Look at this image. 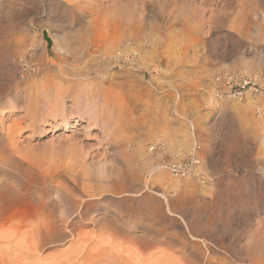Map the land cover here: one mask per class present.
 <instances>
[{"label": "rangeland", "instance_id": "374dc122", "mask_svg": "<svg viewBox=\"0 0 264 264\" xmlns=\"http://www.w3.org/2000/svg\"><path fill=\"white\" fill-rule=\"evenodd\" d=\"M128 43L136 54L110 55ZM235 73L264 84V0H0V158L13 143L31 155L0 163L16 200L0 231L43 203L56 215L32 257L43 264L85 239L145 264H264V108L218 97ZM196 147V167L173 176Z\"/></svg>", "mask_w": 264, "mask_h": 264}, {"label": "bare ground", "instance_id": "6f19581e", "mask_svg": "<svg viewBox=\"0 0 264 264\" xmlns=\"http://www.w3.org/2000/svg\"><path fill=\"white\" fill-rule=\"evenodd\" d=\"M65 1V0H64ZM68 1V0H67ZM86 1V0H85ZM88 2V1H87ZM102 3V2H101ZM247 3V2H246ZM66 4V3H65ZM81 5V4H80ZM80 5H78V7L75 9L79 10V11H83L84 9L86 10L87 7L85 8H81ZM73 6V5H72ZM85 6V5H84ZM82 6V7H84ZM87 6V5H86ZM92 7V6H91ZM101 8V7H100ZM93 10V9H92ZM88 11L89 8H88ZM87 11V12H88ZM94 13V10L92 11ZM91 12V13H92ZM96 12V11H95ZM84 13V12H83ZM90 13V12H89ZM90 13V14H91ZM239 13V12H238ZM85 14V13H84ZM83 14V15H84ZM101 14V13H100ZM91 16V15H90ZM235 19V18H234ZM233 20V19H232ZM116 21V20H115ZM235 21V20H234ZM233 21V22H234ZM235 23V22H234ZM237 24V23H236ZM239 27V26H238ZM42 35H43V39L45 40V42H47L51 47V49L53 48V38L51 39L48 36V32L47 30L42 31ZM101 44V43H100ZM106 44V43H105ZM130 44H125L123 45L121 48L117 49L110 53V55H114L117 54V52H119L120 54L125 55L124 53H129L130 52H136L137 50L131 46H129ZM57 47V46H56ZM108 47L110 48V46L108 45ZM55 48V47H54ZM58 48V47H57ZM56 50V49H55ZM53 51V49H52ZM59 52H62V50H58ZM123 52V53H122ZM133 53V54H134ZM135 53V54H136ZM126 58L128 57L127 55L125 56ZM129 58V57H128ZM46 87V86H45ZM92 87V86H91ZM63 89V88H62ZM93 89V88H92ZM97 89V87H96ZM61 90V89H60ZM62 91V90H61ZM64 92V91H62ZM91 92L90 89H88V85L83 87V91L81 92V97H88V94ZM54 93V90L53 92ZM77 93V92H75ZM58 94V92H57ZM62 95V93H59ZM54 95L53 98L58 99H52L53 100V104H51V107H55L54 102H59V97L60 95ZM65 94V92H64ZM248 94V95H247ZM247 95V99L252 100V102H254L253 100L259 96H257L255 93H252L250 91H248L244 97H246ZM64 96V95H62ZM73 96V95H72ZM79 96V95H78ZM79 96V97H80ZM98 96V95H97ZM100 96V95H99ZM51 97V96H50ZM75 97V96H74ZM219 97V96H218ZM48 98V97H47ZM222 98V97H220ZM80 99V98H79ZM46 100V99H45ZM82 100V99H81ZM85 100V99H84ZM104 100V99H103ZM243 100V99H242ZM241 100V101H242ZM85 102V101H84ZM88 102V101H87ZM48 103V102H47ZM81 101H76L74 102V106L77 108L81 107L83 109V111H86L89 115L90 118L96 120L98 118H103V115H105L107 113L106 108H105V102H101V104H98L96 102V100L91 101L89 103V105H87L86 103L81 104ZM80 105V106H79ZM56 108V107H55ZM59 109V107H57ZM55 110V109H54ZM62 111V110H61ZM101 116V117H100ZM107 116V114H106ZM111 116V115H110ZM88 117V118H89ZM40 118V117H39ZM111 118V117H110ZM113 118V117H112ZM107 119V118H105ZM107 123V122H106ZM77 142V141H76ZM11 145V144H10ZM75 145V144H74ZM80 146V145H79ZM64 148V147H63ZM73 154V153H72ZM79 154V153H78ZM71 155V154H70ZM82 156V155H81ZM79 157V155H78ZM15 158V162L19 160L20 162H30V158L31 155H29V153H25V154H21L18 146L16 145V143L12 145V147L9 149V151L7 150L6 155L2 156L0 158V163H4L9 159H13ZM82 158V157H81ZM12 163V162H11ZM26 166V164H25ZM29 166V165H28ZM27 168V167H26ZM25 169V168H24ZM26 170V169H25ZM21 176V175H20ZM159 177L160 179L164 180L165 175L160 172L159 173ZM172 188H176L177 185L174 182H171ZM14 186V185H13ZM7 189V188H5ZM46 202V201H45ZM44 202V203H45ZM14 203H16V200L11 197V196H6L5 193H3V191L0 192V215L4 214L7 212L8 208L13 206ZM40 203V202H39ZM52 204V203H51ZM40 205V204H39ZM41 208L38 210L37 213L42 211L45 214L44 211V204L41 203ZM76 207V206H75ZM53 211L54 208H52L48 214L46 213V215L40 216V214L36 215V219L35 221L33 220V222L28 223L23 225V229H18V230H14V231H0V249H2L3 246L7 247L8 250V246L12 245L13 250L8 253L6 252V250L2 249L0 251V264H43V262L41 263L39 256L38 258L36 257V259H33L32 257L35 256L34 254H37L40 247L42 245H44L46 242L45 237L43 236L44 232H46L47 230V222L45 218H48L50 220V222L52 224L55 223V216L53 215ZM65 212V211H64ZM63 214V213H62ZM72 215V214H71ZM78 216V215H77ZM8 218V217H7ZM70 218V217H69ZM68 219V218H67ZM5 222V221H4ZM68 222V221H67ZM68 224V223H67ZM50 225V224H49ZM2 229V228H1ZM138 237V236H137ZM143 237V236H142ZM141 237V238H142ZM140 239V238H139ZM86 240V239H85ZM85 240H81L82 244L79 245L80 248H77L76 251H73L71 249V251L76 252L73 254L68 253V252H64L62 254V258L56 259L55 263L52 262V264H145L144 260L145 258H142V253H139L138 250H123V249H110L109 253H107V251L101 248H98L97 250V246L95 247L96 250H92L89 248L91 246L85 245L83 242H85ZM138 240V238H137ZM141 241V240H140ZM146 243H148L147 241H145ZM86 243V242H85ZM105 243V242H104ZM151 243V242H150ZM87 244V243H86ZM114 244V243H113ZM149 244V243H148ZM152 244V243H151ZM3 245V246H2ZM111 245V243H110ZM2 246V247H1ZM147 246V245H146ZM5 247V248H6ZM11 247V248H12ZM111 247V246H110ZM113 247V245H112ZM116 247V246H115ZM74 248V249H75ZM94 248V249H95ZM104 248V247H103ZM108 248V247H107ZM114 248V247H113ZM70 249V248H69ZM252 249V248H251ZM249 250V249H248ZM252 251V250H250ZM248 252V251H247ZM250 253V252H249ZM248 253V254H249ZM71 254V255H70ZM167 257V256H166ZM251 257H252V253H251ZM147 258V257H146ZM160 258V257H159ZM148 259V258H147ZM146 259V260H147ZM154 259V258H153ZM161 259V258H160ZM149 260H151L149 258ZM166 258L159 260L157 257L150 263V264H167L169 262V260L167 259V263L165 262ZM245 260V259H244ZM250 260V258H249ZM54 261V260H53ZM172 261V260H171ZM184 261V260H183ZM150 262V261H149ZM50 264V263H47ZM148 264V263H147ZM171 264V263H170ZM177 264H182V263H177ZM195 264V263H194Z\"/></svg>", "mask_w": 264, "mask_h": 264}, {"label": "built area", "instance_id": "2783aa9c", "mask_svg": "<svg viewBox=\"0 0 264 264\" xmlns=\"http://www.w3.org/2000/svg\"><path fill=\"white\" fill-rule=\"evenodd\" d=\"M248 91L255 93L257 96H262V103L256 102L254 105V111L259 113L264 108V84L254 74L235 73L224 76L220 81L218 96L241 101ZM198 163V147H196L188 158L178 159L171 163L168 168L173 176L183 177L191 172Z\"/></svg>", "mask_w": 264, "mask_h": 264}, {"label": "crops", "instance_id": "0c3cea01", "mask_svg": "<svg viewBox=\"0 0 264 264\" xmlns=\"http://www.w3.org/2000/svg\"><path fill=\"white\" fill-rule=\"evenodd\" d=\"M248 108L253 109V105L250 106V107H248ZM244 109H246V108H240L239 110H244ZM239 110H236V111H239ZM234 111H235V110H234Z\"/></svg>", "mask_w": 264, "mask_h": 264}]
</instances>
